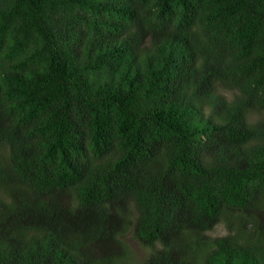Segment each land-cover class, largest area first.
Here are the masks:
<instances>
[{
    "label": "trees",
    "instance_id": "16d2710c",
    "mask_svg": "<svg viewBox=\"0 0 264 264\" xmlns=\"http://www.w3.org/2000/svg\"><path fill=\"white\" fill-rule=\"evenodd\" d=\"M0 146V264H264V0H0Z\"/></svg>",
    "mask_w": 264,
    "mask_h": 264
},
{
    "label": "rangeland",
    "instance_id": "374dc122",
    "mask_svg": "<svg viewBox=\"0 0 264 264\" xmlns=\"http://www.w3.org/2000/svg\"><path fill=\"white\" fill-rule=\"evenodd\" d=\"M219 91L226 95L229 99H231L235 95L234 90L226 89V88H219ZM259 115L254 113L251 114L249 119L251 121H254L258 119ZM8 154V147L0 146V155L1 156H7ZM227 233V228L223 222L219 223L215 226V228L212 231H209L208 234L210 236H221L225 235ZM124 240L126 243L131 247L132 255H131V261L130 264H143V261L148 257L153 251L160 248L161 246L159 244H156L154 247H146L141 245L136 239H134V236L131 232H128L127 235H125Z\"/></svg>",
    "mask_w": 264,
    "mask_h": 264
}]
</instances>
